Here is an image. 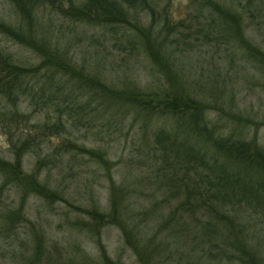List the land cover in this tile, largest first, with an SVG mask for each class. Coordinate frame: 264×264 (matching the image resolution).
Returning <instances> with one entry per match:
<instances>
[{"label": "rangeland", "instance_id": "rangeland-1", "mask_svg": "<svg viewBox=\"0 0 264 264\" xmlns=\"http://www.w3.org/2000/svg\"><path fill=\"white\" fill-rule=\"evenodd\" d=\"M133 1L0 0L22 76L20 114L0 115V264H250V247L264 264V225L182 210L167 178L211 161L185 102L264 147V0Z\"/></svg>", "mask_w": 264, "mask_h": 264}, {"label": "trees", "instance_id": "trees-1", "mask_svg": "<svg viewBox=\"0 0 264 264\" xmlns=\"http://www.w3.org/2000/svg\"><path fill=\"white\" fill-rule=\"evenodd\" d=\"M15 1L19 4H28L27 0ZM124 1L134 2L133 0ZM32 4L33 2H30V5ZM95 6L99 7V4L96 3L93 7ZM93 7L91 8L93 9ZM78 13L83 12L78 11ZM0 26H3V24H0ZM7 31L13 33L11 29ZM8 61L9 60L6 57L0 58V72H4V74H0V92L8 99V105L0 109V115L3 118H6L4 120L12 121L13 118L15 119L16 116L20 114L18 108H20L22 103L17 100L19 99L17 96V94H19L17 89L18 87L21 88V86L16 85L20 84L22 76L7 71V65L9 64ZM46 78L51 80L49 74L46 75ZM137 100L138 99H136V101ZM185 103L189 106L186 107L188 112L186 113L187 117H182L184 115L182 111H180L178 117H180V119H186L190 125L189 129L194 134L195 138L204 142V146L209 147V152L207 154L210 156L211 161H207L205 156L203 160L202 157L197 159V156L195 155L194 157H191L193 158L191 167L193 170L192 173L189 174L188 171H186L179 176L176 167L175 172L171 173L173 175L170 178V175H168L167 178L169 184L172 183L175 190H179L180 192L184 190V199L179 202L178 206L182 210L188 209L190 212H196L197 209L202 208V210L208 212L209 215L211 213L220 214V221L226 226L228 224L232 228L231 230L237 231L238 233H243L244 229L242 227L244 226H252V228L257 224L263 226L264 147L261 148L256 138L233 139L230 137L231 135L214 136V130L212 133L207 130V122L204 121V117L202 116V107L190 106L189 103ZM191 108L192 110L190 111ZM148 109L151 110L149 105ZM26 142L31 144L29 139H27ZM196 162H198V164H195ZM226 167H232L233 169L238 167V171L236 170L237 172L234 174L226 173V175H223V171ZM242 171L244 172V175L240 174ZM246 171L250 172L245 174ZM216 172L222 173L221 176L218 177V174H215V176L210 175L211 173ZM232 178H234V180H232ZM164 179H166V177H164ZM245 211H250V215H252L251 219H248L245 225H242L240 221H236V219L229 216L230 212L236 214L237 212ZM238 218L239 217H237V219ZM215 219L219 220V218ZM262 229H264V227H262ZM256 241L259 242L258 239H256ZM249 242L246 243L245 241V245H248ZM250 248L251 254H247V251L249 250L244 248L242 255L240 256L241 258L237 257V260L244 262L242 259H247L250 264H260L257 260L255 250L252 247Z\"/></svg>", "mask_w": 264, "mask_h": 264}]
</instances>
